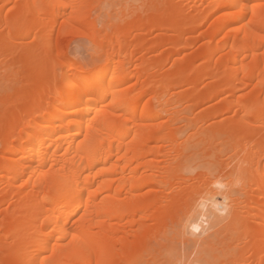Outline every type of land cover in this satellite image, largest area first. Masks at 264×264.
Masks as SVG:
<instances>
[{
  "label": "bare ground",
  "instance_id": "obj_1",
  "mask_svg": "<svg viewBox=\"0 0 264 264\" xmlns=\"http://www.w3.org/2000/svg\"><path fill=\"white\" fill-rule=\"evenodd\" d=\"M186 258L264 264V0H0V264Z\"/></svg>",
  "mask_w": 264,
  "mask_h": 264
},
{
  "label": "rangeland",
  "instance_id": "obj_2",
  "mask_svg": "<svg viewBox=\"0 0 264 264\" xmlns=\"http://www.w3.org/2000/svg\"><path fill=\"white\" fill-rule=\"evenodd\" d=\"M105 3L106 4H110L109 1H107ZM106 4L104 5L105 6L104 8L107 9V7L109 5L106 6ZM72 36H74V38L71 37L68 40V43H67V50H68L67 54H68V57H70L73 60H76V61L80 62V64H83V65L84 64L85 65L86 64H91V63H93V61H96L98 59L97 55H94L95 49H93V44H92L91 40L87 36H84V34H82V35L77 34V35H72ZM201 39H202V37L199 36V38L195 40L197 45L200 44ZM204 105L206 107V104H204ZM200 109H202V106L200 107ZM219 119H221V118H219ZM261 128L262 127H260L259 130H261ZM212 180H213V178H212ZM213 184L214 183L211 182V186L216 188V186H214ZM220 190H222V189H220ZM181 240L183 241V238ZM185 242L186 241H183L181 243H185ZM181 246H182V244H181ZM181 248H185L184 244H183V247H181ZM184 250L185 249H183V251ZM186 259H184L182 261V264H184L183 262H185V264H191L192 263V261L189 262V260L188 259L186 260Z\"/></svg>",
  "mask_w": 264,
  "mask_h": 264
}]
</instances>
